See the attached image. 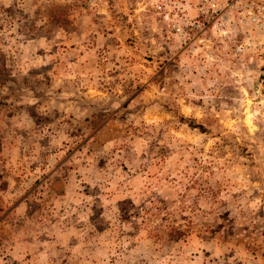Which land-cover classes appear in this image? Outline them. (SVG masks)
<instances>
[{
	"label": "rangeland",
	"instance_id": "1",
	"mask_svg": "<svg viewBox=\"0 0 264 264\" xmlns=\"http://www.w3.org/2000/svg\"><path fill=\"white\" fill-rule=\"evenodd\" d=\"M0 264H264V0H0Z\"/></svg>",
	"mask_w": 264,
	"mask_h": 264
}]
</instances>
